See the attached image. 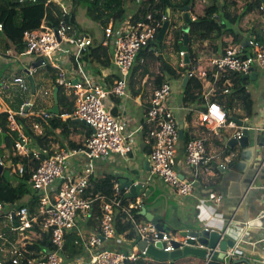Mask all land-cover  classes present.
<instances>
[{
    "label": "built area",
    "instance_id": "1",
    "mask_svg": "<svg viewBox=\"0 0 264 264\" xmlns=\"http://www.w3.org/2000/svg\"><path fill=\"white\" fill-rule=\"evenodd\" d=\"M25 1L35 2L37 0H20L21 3ZM63 11L69 14L64 9ZM190 16L192 22L198 18L194 13H190ZM169 19L165 15L155 18L151 13L144 20L136 22L134 14H128L119 22H115L113 17L110 18L108 25L102 28V44L113 47L111 61L119 76L110 89H105L104 85L91 76H87L83 81H74L66 70L54 62L53 56L63 44L75 47L76 61L85 50L94 46L92 38L76 26H69L63 20L58 27H52L43 22L39 29L24 32L23 41L26 50L23 55L33 56L38 60L48 58L52 67L57 71L55 85L73 98L72 114L63 117L84 120L91 129V134L80 148L63 149L50 154L48 149L38 150L31 147L30 138L16 122V116H27L28 110L32 107L30 100L24 102L18 112L8 113L9 128L17 134L15 143L17 153L23 156L32 155L33 159L38 162V167L33 170L29 182L40 198V206L38 214L32 216L27 207L7 206L0 201V219L6 218L10 226V230L5 235H0V253H2L0 264L8 261L12 264H128L145 261L150 257L147 250L139 249L135 243L136 240L127 239L129 247L126 251L112 250L104 247L105 241L102 242L97 234H91L87 242H83L84 248L92 252L89 259L86 260L83 255H79L69 260L64 252L67 234L77 229L79 220H89L94 202L98 199V196L93 199L85 195L90 179L94 178L93 162L106 159L114 154L128 155L135 150L131 142L134 133L124 134V124L108 109L106 102L112 96L128 97L129 75L140 52L150 46V43L158 36L164 22ZM0 29H3L1 24ZM55 29L58 31L61 42L57 39ZM165 42L173 43L170 33L166 35ZM226 44L225 53L210 60L211 66L216 69L217 73L246 75L253 68L264 71V44L249 39L250 52L247 54L229 41H226ZM149 51H153L156 56H162L163 52L156 47L150 48ZM5 55H10V52H5ZM185 56V51L179 52L181 61L178 67L180 69L189 65L184 62ZM188 76L189 78L196 76L206 78L207 73L203 71L198 75L194 67V71H189ZM14 83L18 85L22 93H31L32 87L28 80L17 77ZM172 93V85L166 81L155 88L149 100L145 124L152 128L150 136L154 142L149 156V173L160 178L179 195L192 197L195 195L194 181L182 176L175 167V158L180 149L181 139L174 113L175 108L170 105ZM224 93L228 94L229 90H225ZM43 115L48 118L49 113ZM200 122L207 126L215 124L219 128L238 129L236 121L229 119L223 106L217 102L210 103L207 111L200 114ZM34 128L37 130L40 127L36 125ZM241 137L242 130L236 134L237 139ZM78 156H85L87 162L81 172L71 175L68 171L70 160ZM0 163L6 170L11 167V165L7 166L1 157ZM184 163L187 167L205 168L209 171L211 158L207 154L204 138L192 137L185 145ZM17 170L20 174L24 172L22 165H18ZM120 187L119 180H116L114 197H100L103 211L100 227L101 235L105 240H112L117 236L115 215L119 209H123L122 201L127 192H122ZM207 200L220 201V198L211 193ZM128 201V209L123 210L133 223L138 238L148 243L160 241L159 232L153 224L138 222L130 214V210H141L145 203L144 198ZM37 225L41 232L47 235V240L51 245L50 248L39 253L32 250L31 242ZM187 240L188 238L180 239L172 233H165L162 238V242L165 243L164 251L171 253L175 250L171 244L172 241L178 243L182 249L188 245ZM260 244L264 248V237Z\"/></svg>",
    "mask_w": 264,
    "mask_h": 264
},
{
    "label": "crops",
    "instance_id": "2",
    "mask_svg": "<svg viewBox=\"0 0 264 264\" xmlns=\"http://www.w3.org/2000/svg\"><path fill=\"white\" fill-rule=\"evenodd\" d=\"M51 1L58 3L65 11L71 14L72 3L70 0ZM216 1L221 2L222 0H197L194 11L190 13L198 16L205 6H211ZM77 11L78 9L75 15ZM84 11L86 14V10ZM231 12H236L234 7H231ZM128 14H134L133 10ZM175 15L176 13H172V17ZM179 15L182 17V13H179ZM253 26L257 31L264 27L263 14L255 11L246 15L236 25L229 27L236 29V32H241L244 39H250V33H252L250 30L254 28ZM247 28H250V30H247ZM0 34V115L16 113L24 102L30 100L32 107L26 114L27 118L30 117L31 119L32 116L43 119L50 118H45L43 114L49 113V110L55 105L53 92L56 87V69L51 64H45L32 69V65L38 59L33 56H25L23 53H19L15 46H9V41L3 29H0ZM222 40L228 39L227 37H223ZM167 42L166 45L170 46V48L166 47V50L170 49V52L168 54L167 51V56L163 57L169 61L173 68L179 69L178 63L181 61V58H177L172 53L174 48L172 46L173 43L169 44ZM94 46L98 45L94 44ZM110 48L112 56L113 47L110 46ZM203 49L209 50L208 42L194 41L191 48L188 51L185 50V52L191 55ZM7 51L10 52V55H5ZM75 54V47L63 44L61 49L53 56L54 62L66 70L74 81H83L87 76H91L98 83L104 85L105 89H110L119 77L117 69L112 65V61L109 67H100L96 64L93 65L86 61H80V58L76 61ZM218 55L209 56L206 62H209L212 58L219 57ZM138 64L136 62L129 75V81L133 76L135 87L132 88L129 85L128 97L119 98L112 96L106 102L108 109L124 124V134L134 133V138L131 142L134 144L135 150L128 155L114 154L106 159L94 161V177L104 178L106 176H113L118 180L123 178L131 180L130 178L133 175L128 172V167L130 166V168L140 171L145 182H152L156 185L155 195H153L154 191L152 188L150 189L153 195L151 201L149 200V202H152L151 205L144 201L145 203H143L141 210L145 207L147 212L159 216L161 219L165 218V222L169 226L177 229L172 232L173 236L182 239L179 234L180 231L183 232L184 229L192 228L198 224L218 229H221L223 225H228L227 234L234 240H238L239 254L238 256L234 255L233 260H247L248 264H264V248L260 244L261 239L264 237V148L259 150L257 154L255 153V143L261 141L260 138L264 139V71L258 69L257 79L255 81L248 80V83L242 87H235L232 78L236 79L237 77H234V74L225 75L227 73H217L215 74V81L213 83L210 79L199 78L203 82L204 94V102L200 104L186 105L183 101L184 78L186 76L169 80L173 91L170 105L175 108L174 113L179 129L183 126L184 134L187 132L191 137L200 136L205 139L207 154L211 158L212 164L211 171L205 168L195 169L185 166V144L181 140L180 149L175 158V167L182 176L194 181L195 185V195L183 197L174 189L167 188L158 177L155 178V176L143 170L145 162L149 160V150L152 147L151 138L146 134L145 126L147 125L145 122L150 97L159 85V82L152 75L158 72L159 64L156 63V66L151 64L153 67L146 76L143 75L142 69L135 70L134 73V68L138 67ZM194 67L192 64L187 66L190 71H194ZM27 70L30 71L36 84V94L44 91V94L47 96L44 103L37 99L36 94L33 99V92L22 93L18 85L14 83L17 77L24 78L30 82ZM43 70H46L48 73L46 79H43L41 74ZM221 77L225 79L222 83L223 88L229 90L228 94L222 93L221 105L227 112L228 118L236 121L238 129L219 128L215 124L207 126L200 122V114L206 112L209 104L214 102L212 98H215L216 94H220V87L215 82ZM39 83H41L40 88L43 87L42 89H39ZM63 118L66 119V117ZM36 125L40 127L37 130L34 128ZM34 126V132L37 136H45L49 132L41 123H37ZM245 127L257 128L250 131L251 140H253L251 147L249 149H242L240 146L230 147L228 141L236 138L238 131L243 130ZM69 132L70 134L67 138L61 135L60 130L52 133V135L54 134L53 136L51 135L53 139H59L57 142L51 143L52 148L50 150L53 153L63 149H76L70 147L72 143L82 146L86 138L90 136L91 129L89 127H71ZM1 151L2 144L0 143V153ZM86 162L85 156H78L70 160L68 167L69 174L76 175L81 172ZM10 165L7 164V166ZM214 166L215 170L213 169ZM217 167L218 170H216ZM258 167H261V171L257 174ZM211 193L216 194L220 198V201H208V196ZM156 199L157 202L153 204ZM141 200L143 201V199ZM141 210L138 211V214ZM140 222L145 223L148 221L142 216ZM79 223L87 227V221L81 220L78 222L77 231L79 230ZM88 229L93 234L101 235L100 231L93 228ZM104 247L112 250L126 251L129 247V241L122 235H117L112 240H105ZM84 250L85 255L83 256L87 260L92 252L90 249L84 248ZM231 252L230 250L228 251L229 254ZM166 261V264L171 263V260ZM200 263L208 264L209 259L183 257L178 262V264ZM209 264H227V260L211 259Z\"/></svg>",
    "mask_w": 264,
    "mask_h": 264
},
{
    "label": "trees",
    "instance_id": "3",
    "mask_svg": "<svg viewBox=\"0 0 264 264\" xmlns=\"http://www.w3.org/2000/svg\"><path fill=\"white\" fill-rule=\"evenodd\" d=\"M72 3L71 14H67L63 11V8L58 3L51 0H37L35 2L25 1L23 3L20 0H0V24L3 26V31L6 38L9 41V46H15L19 53H24L26 45L23 41V35L25 31L37 30L43 22L52 26L58 27L63 20L69 26H77L75 12L80 6L86 8L87 15L94 21L100 23L102 28H105L113 17L115 22H119L126 18L128 13L134 12V21H141L151 13L155 18H160L162 15L168 16L169 11L170 19H172V13L181 14L183 7H190V12L195 9V3L197 0H70ZM231 7L235 8V13L231 12ZM259 12L264 15V6L262 0H222L221 2H215L211 6L204 8L196 21H193L189 30V42L185 45L184 32L182 28H179L177 22L171 21L170 34L173 39L172 46L178 53L181 51L189 50L192 43L195 42H208L209 50L203 49L200 52L192 53L190 57V63L195 66L197 74L205 71L207 77L205 80L215 81V74L217 71L213 68L207 58L211 55L221 56L225 53L226 41L238 46L242 49L244 54L250 50V48H243L239 37L242 36L241 32H236V29L230 28L231 25H236L240 20L244 19L246 15L253 12ZM169 17V16H168ZM254 27V26H253ZM238 30V29H237ZM250 30V28H247ZM250 39L264 44V27L258 31L254 28L250 30ZM249 31V32H250ZM256 31V32H255ZM167 34V36L169 35ZM223 37H227L228 40L223 41ZM156 47L160 51L166 50L165 39L162 42L156 39L150 43V46L140 52L137 62L138 67L135 70L142 69L143 75L146 76L150 73L151 64L155 61L159 64V69L156 74H152L154 78L159 82V85L163 82H170L169 80L175 78H183L188 75L190 71L187 67L182 69H175L169 63V61L163 56H156L154 52H150V48ZM220 52V53H219ZM249 53V52H248ZM111 48L108 44H100L93 46L85 50L80 61H86L90 64H96L100 67H109L111 65ZM143 60V63L141 61ZM234 74V73H227ZM222 75V74H221ZM224 75V74H223ZM236 79H233L235 87H242L248 83V80L244 79L243 75L234 74ZM225 79L220 78L215 84L220 87L219 93L216 94L212 101L221 103L223 98V92L226 90L223 88L222 83ZM171 83V82H170ZM129 85L134 88L135 80L133 76L130 78ZM158 85V86H159ZM183 101L185 104H200L204 102L203 94V82L199 80V77H191L184 88ZM59 106L60 115L49 114L48 119L32 116L27 118L16 116V122L30 138L31 147L38 150L48 149L50 154L53 152L50 150L51 143L57 142L59 139L52 138L51 135L54 131L60 130L61 135L68 137L71 127L75 128H88L78 123H75L71 118L64 119V115H71L74 110L73 98L68 96L61 88L59 92ZM8 114L0 115V129L2 151L0 157L4 160V163L11 164V167L7 168L11 172L10 180L7 181L4 176H0V201L7 206L13 207H27L32 216H36L39 211L40 198L37 195L29 182L30 177L38 167V162L33 159L32 155L23 156L17 153L15 143L17 140V134L12 132L9 128ZM190 120V118H188ZM37 123H41L43 127L49 132L45 136H37L34 132L33 126ZM146 134L151 138L152 147H150L149 155L153 150V139L150 136L152 128L148 125L145 126ZM54 135V134H53ZM52 135V136H53ZM185 138L183 140L186 145L191 139V135L185 132ZM81 145L70 144L71 148H80ZM82 147V146H81ZM22 165L24 172L22 174L17 170V166ZM215 170V166L213 167ZM212 170V164L209 166V171ZM218 170V167L216 168ZM117 178L113 176H106L104 178H91L90 185L86 190V197L98 199L94 202V207L91 213V217L87 220V227L93 228L101 232V222L103 218L102 201L100 197L113 198L115 191L114 185ZM53 194V193H52ZM28 196L27 201H23L24 197ZM123 209H128L129 201L123 199ZM119 209L115 215V226L117 235H122L129 240H137L138 235L134 228L133 223L128 218V214ZM130 214L140 222L142 216L138 214V210H130ZM34 234L31 238L32 250L39 253L46 248H50V242L47 240V235L42 233L37 225ZM1 242V241H0ZM84 244L80 240L77 231H71L66 236L65 252L64 255L69 259H73L76 256L82 255ZM1 259V256H0ZM182 258L174 261V264H178ZM167 261L156 260L149 257L147 260H141L136 263L128 264H166ZM5 264H12L6 262ZM202 264V263H200Z\"/></svg>",
    "mask_w": 264,
    "mask_h": 264
},
{
    "label": "water",
    "instance_id": "4",
    "mask_svg": "<svg viewBox=\"0 0 264 264\" xmlns=\"http://www.w3.org/2000/svg\"><path fill=\"white\" fill-rule=\"evenodd\" d=\"M262 2L264 4V0H262ZM181 12H182V21H183L182 29L184 32L185 45L187 46L189 42V30L192 24V19L190 16V7L189 6L183 7L181 9ZM168 16L170 18V11ZM170 26H171L170 19L164 22L158 34L159 42L164 41L170 29ZM55 33L58 41L61 42V38L58 35L57 29H55ZM239 41L241 42L243 48H248V47L250 48L249 39H244L242 36H240ZM184 62L186 64H190L189 53H187L186 56L184 57ZM45 63L50 64V60L48 58H42L32 65V69H36L44 65ZM27 74L29 75V80L32 86V92L34 95L33 99H34L36 94V84L34 82V79L30 71L27 70ZM257 77H258V71L256 68L251 69L248 74L244 75V79L251 81H255ZM188 81H189V76L186 75V77L184 78V86L187 85ZM59 92H60V88L56 86L53 92L55 105L52 109L49 110V113L51 114L60 115ZM73 121L75 123L88 126V124L84 120L74 119ZM251 129L255 130L257 128L245 127L242 130V137L240 139L237 138L230 139L228 141V145L232 148L236 146H240L242 149H249L253 142V140H251L252 138L250 134ZM179 136L181 140H184L185 136H184L183 126L179 129ZM260 139L261 141L255 143L256 154L259 152V150H261L264 147V139L263 138ZM260 168L261 167L257 168V174L261 171ZM143 170L145 172H150L149 160L145 162ZM128 172H130L133 175L132 178H130L131 180H129V178H123L119 180V183L121 185L120 187L121 191L122 192L127 191L125 194V199L129 200V199H138L144 197V200L147 201L152 195V191L150 189L152 188V190L155 191L156 185H154L152 182H145L142 173L136 169L130 168V166L128 167ZM0 176H4L7 181L10 180V176H11V172L9 170H6L4 165H2L1 163H0ZM156 177L157 176H155V178ZM156 201L154 203H156ZM139 214L145 217L149 223L153 224L159 232L160 241L156 243H148L146 241H142L141 238H137V240L135 241L139 249L147 250L148 255L154 259L161 261L171 260L170 264H174L175 260L183 257H196L201 259L208 258L210 260L211 259L213 260L218 259L221 261L227 260V264H248L247 260H239V261L233 260V256L234 255L238 256L239 254L238 244H237L238 240H234L231 236L227 234L229 228L228 225H223L221 229H218L215 227H208V226L206 227L205 225L200 226L198 224L192 228L184 229L183 232L180 231L179 234L182 238H188L187 240L188 245L181 249L178 243L172 241L171 244L175 250L169 253L164 251L165 243L162 242L163 234L165 233L171 234L173 231L177 229L173 228L172 226H169L165 222V218L161 219L159 216L147 212L145 207L141 210ZM97 235L102 240V242L105 241V238L102 235L100 234ZM229 250L232 251L231 252L232 254L228 253Z\"/></svg>",
    "mask_w": 264,
    "mask_h": 264
},
{
    "label": "rangeland",
    "instance_id": "5",
    "mask_svg": "<svg viewBox=\"0 0 264 264\" xmlns=\"http://www.w3.org/2000/svg\"><path fill=\"white\" fill-rule=\"evenodd\" d=\"M205 8H206V6H205ZM84 10H86V8L84 6H80V8H78V11L76 13V19H77V24H78L77 27L79 28V30L81 32L88 34L92 38V40H93L95 45H99L100 43H102V38H103L102 26L100 25V23H98V22L94 21L93 19H91L87 15V13L85 14ZM171 21L172 22L173 21L177 22L179 28H183V21H182L181 15L176 14L175 16L172 17ZM0 36H1V34H0ZM168 48H170V46ZM169 50L170 49H168L166 51H163L161 53L162 56L166 57L167 56L166 52L168 51V54H169V52H170ZM249 52H250V50H249ZM172 53H174L177 58L179 57L178 52L175 51L174 48H173V52ZM152 64L154 66H156V62L155 61ZM152 67L153 66H151L150 68L152 69ZM41 74L43 76V79L44 78L46 79V77H48V73L46 72V70H43L41 72ZM40 85H41V83H39V89H42L43 87L40 88ZM31 92H32V90H31ZM36 96H37V99H39V101L42 102V103H44L45 100L47 99V96L44 94V91L37 93ZM161 182L167 188L170 187L169 185L165 184L162 180H161ZM155 192H156V190L153 192L154 193L153 195H155ZM153 195H151L150 198L146 201L147 204L151 205L152 202H149V200L151 201ZM27 200H28V196H25L23 201H27ZM153 204H154V202H153ZM79 221H81V220H79ZM78 228H79V230L77 231V234L79 235L80 240L82 241V243L83 242L86 243L87 240L89 239V237L91 236V234H93V233L84 224L79 223ZM9 230H10V226L8 225L7 219L6 218H1L0 219V235H5ZM0 247H1V242H0ZM81 254L85 255V250L84 249H83ZM0 256L2 257V253H0ZM5 259L7 260V257Z\"/></svg>",
    "mask_w": 264,
    "mask_h": 264
}]
</instances>
